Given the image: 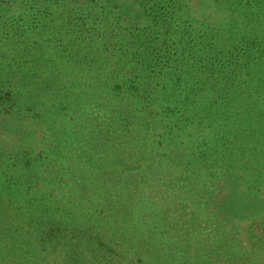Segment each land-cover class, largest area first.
Segmentation results:
<instances>
[{"label": "trees", "instance_id": "16d2710c", "mask_svg": "<svg viewBox=\"0 0 264 264\" xmlns=\"http://www.w3.org/2000/svg\"><path fill=\"white\" fill-rule=\"evenodd\" d=\"M58 98L38 170L7 128ZM260 160L264 0H0V264H198L169 206L218 221Z\"/></svg>", "mask_w": 264, "mask_h": 264}, {"label": "rangeland", "instance_id": "374dc122", "mask_svg": "<svg viewBox=\"0 0 264 264\" xmlns=\"http://www.w3.org/2000/svg\"><path fill=\"white\" fill-rule=\"evenodd\" d=\"M54 88L58 90L56 85ZM41 91H39L40 98L44 96V94H41L43 91ZM60 100L62 99L58 98L57 101L51 103L49 110H45L44 105L46 104H38L34 105L32 108L33 110L26 112V119L22 121L31 125L28 129H25V127H21L22 129L15 128L12 124L7 128L9 132L13 131L15 138L22 142L25 148H32L34 150L35 154L32 155V158H37L44 153V159L39 162L38 170H46L53 165V163L47 160L46 156L50 154L48 155L45 149L49 148L48 139H51L54 131L51 128L46 129L43 125L44 122L49 123L51 121L53 117L52 111L55 112L54 118L64 117L59 121L61 124H59L57 129L58 131H62L63 129L65 131L61 137L63 144L67 145V143L74 138V135L72 136V133L68 131L67 127L63 128L62 126L70 125L75 121L76 116L73 114H65L67 110L64 106H59L60 103L58 101ZM60 108H64L62 113H58ZM15 109L19 110L21 108L17 106ZM14 112L15 115H20L16 110H14ZM29 132L37 136H32ZM257 147H259V145ZM255 151L258 150L255 149ZM105 153L102 154V152H98L92 157H99L100 154L104 155ZM63 157L64 155L58 152L56 161H58V163L61 162ZM92 162L97 163V161ZM98 163L101 164V162ZM253 165L254 167H248V169L245 170H236L237 174L235 173L234 175H240L237 181L230 180L226 181L225 184L223 181L217 182V186L223 188L222 197L226 196L228 193L230 200L232 199L233 202L230 203L229 200L225 205L224 202L221 207H217L219 212L216 213L219 218L218 221H210L209 216H202V214H200L201 210L198 211L194 202H190L188 206L184 204L182 209H180L177 203L176 205L174 203L172 207L169 206L167 210V213H169V221L177 222L179 217H181L180 211H182L183 217H181V222L185 221V223H187L191 216H195L194 214L199 212L194 220L189 221V227L184 232V235L190 240V243L197 245L201 252L199 253L200 259L198 264H206L209 257V255L204 254L202 250L208 252L218 247L219 249L216 250L215 256L211 259L214 264H264V160H260L259 162L256 161ZM118 181L125 180L123 176H121V179ZM209 183L212 184L213 181H209ZM139 185H141L140 189L142 191L144 189L142 183ZM250 187H253L252 190H250ZM172 194L169 195L170 201L174 198ZM151 195L157 198L158 202L161 201L158 196ZM104 198H109L106 200L110 202L113 201L112 199H116L112 198L110 192L109 195ZM96 200H102V197H97ZM132 207L133 208L129 210L131 212L135 210L134 206ZM138 209L141 210L140 207ZM129 211H127L125 215H122L126 217ZM130 216L132 215L127 217ZM110 228L111 227L105 224L102 227L105 233L101 235H107ZM140 228L141 227H138V229ZM235 233H237V236ZM200 241H202L203 244H197ZM216 256L219 257L217 258Z\"/></svg>", "mask_w": 264, "mask_h": 264}]
</instances>
